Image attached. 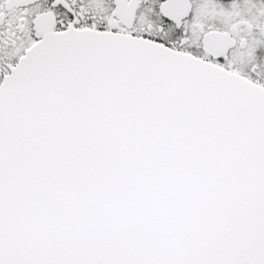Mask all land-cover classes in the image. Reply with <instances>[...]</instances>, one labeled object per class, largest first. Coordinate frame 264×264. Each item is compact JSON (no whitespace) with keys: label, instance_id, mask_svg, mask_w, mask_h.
I'll return each mask as SVG.
<instances>
[{"label":"snow or ice","instance_id":"6c2138e0","mask_svg":"<svg viewBox=\"0 0 264 264\" xmlns=\"http://www.w3.org/2000/svg\"><path fill=\"white\" fill-rule=\"evenodd\" d=\"M0 264H264V0H0Z\"/></svg>","mask_w":264,"mask_h":264}]
</instances>
